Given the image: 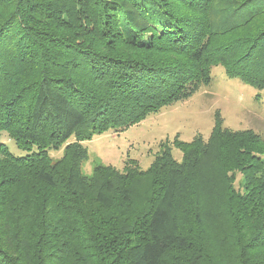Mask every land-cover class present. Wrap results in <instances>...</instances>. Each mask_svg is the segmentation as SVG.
<instances>
[{
	"label": "trees",
	"instance_id": "obj_1",
	"mask_svg": "<svg viewBox=\"0 0 264 264\" xmlns=\"http://www.w3.org/2000/svg\"><path fill=\"white\" fill-rule=\"evenodd\" d=\"M0 0V264H264V137L217 119L143 169L84 141L188 100L223 65L264 89V0ZM222 3V4H221ZM54 160L50 152L60 151ZM238 173L242 174L236 185Z\"/></svg>",
	"mask_w": 264,
	"mask_h": 264
},
{
	"label": "rangeland",
	"instance_id": "obj_2",
	"mask_svg": "<svg viewBox=\"0 0 264 264\" xmlns=\"http://www.w3.org/2000/svg\"><path fill=\"white\" fill-rule=\"evenodd\" d=\"M227 1V0H226ZM232 4L236 0H228ZM222 4V3H221ZM264 27V11L256 13L233 34L255 36ZM223 119L225 128L234 131L253 129L264 137V89L244 84L238 77H229L223 65L212 68V80L203 85L188 100L164 107L148 115L140 122L127 127L109 128L92 139L84 141L89 157L82 164L84 174L91 175L97 164L123 169L127 159H135L141 168L147 169L163 144H169L176 159L182 152L175 141L191 142L202 135L207 140L217 119ZM15 155L25 154L6 131L0 137ZM57 160L62 150L50 152ZM242 174L235 180L239 185Z\"/></svg>",
	"mask_w": 264,
	"mask_h": 264
}]
</instances>
